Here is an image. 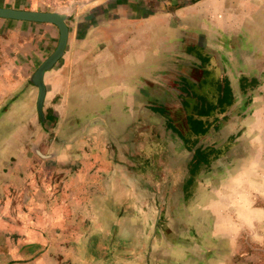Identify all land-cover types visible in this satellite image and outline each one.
Returning <instances> with one entry per match:
<instances>
[{
    "label": "rangeland",
    "instance_id": "obj_1",
    "mask_svg": "<svg viewBox=\"0 0 264 264\" xmlns=\"http://www.w3.org/2000/svg\"><path fill=\"white\" fill-rule=\"evenodd\" d=\"M46 1L51 6L75 4L80 13L92 11L91 22L103 18L119 27L127 16L138 20L146 42L155 51L160 46L161 79L170 78L166 87L176 92L158 98L145 90V108L151 111L145 124L132 129L130 113L128 136L122 138L126 142L110 147L116 173L123 174L130 189L123 206L108 215L90 209L95 212L91 222L86 223L89 213L82 209L76 223L49 225L50 232L59 227L69 235L91 227L99 235L96 241H75L74 251L67 247L71 240L49 237L33 243L16 239L15 230H0L8 237L0 238V247L21 246L31 252L35 245L55 249L57 243L67 244L65 254L53 256L58 264H264V35L257 32L264 30V0H199L173 12L168 9L186 0ZM26 3L0 0V5L15 8ZM113 28H108L111 35ZM136 29L130 27L129 37ZM202 29L219 34L223 46L216 51L233 77L234 93L226 77L212 69V56L199 48ZM183 45L196 59L188 69ZM239 75L256 78L257 86L247 95L236 88ZM249 83L242 80L239 86L248 89ZM233 104L239 116L232 112ZM5 131L0 128V136ZM255 136L259 142H250ZM171 175L180 181L177 192L168 190L174 185ZM39 256L21 252L10 263H31Z\"/></svg>",
    "mask_w": 264,
    "mask_h": 264
},
{
    "label": "crops",
    "instance_id": "obj_2",
    "mask_svg": "<svg viewBox=\"0 0 264 264\" xmlns=\"http://www.w3.org/2000/svg\"><path fill=\"white\" fill-rule=\"evenodd\" d=\"M18 7L69 11L71 17L67 21L68 39L64 53L44 73L43 119L37 112V87L30 82V76L54 50L58 29L51 23L0 18V128L6 130L0 136V230H15V237L20 241L40 243L51 237L72 243L71 246L57 243L55 249L46 244L40 248L35 245L31 252L21 246L0 247V264H13L10 262L21 252L41 257L23 264H40L42 260H45L44 264H58L53 256L65 254L66 245L76 251L75 241H96L99 235L91 227L73 235L59 227L50 232L49 225L76 223L82 209H86L85 214L89 213L86 223L91 222L95 212L91 213L90 209L100 208L108 215L112 208L123 206L130 189L125 178H121L123 174L116 173L110 147L115 145L116 149L117 145L126 142L123 136H128L130 113L133 114L132 129L145 124L146 115L151 113L145 108V90L149 88V94L158 98L160 94L164 97L171 93L175 95L176 90L166 87L171 83L170 78L161 79L160 46L155 51V46L146 42L145 30H140L144 25L138 20H129L127 16L123 19L124 25L119 27L104 23L103 18H99L102 22L98 18L91 22L92 11L80 13L75 4L51 6L46 0H28ZM111 26L114 27L112 35L108 30ZM134 26L137 34L129 37L130 27ZM214 32L202 29L200 42H196L204 53L212 56V69L226 77L234 93L233 77L216 51L223 45L218 43L219 34ZM257 32L264 35L262 29ZM257 32L254 35H258ZM228 33L227 38L232 34ZM185 45L181 51L186 56L185 67L188 69L190 62L196 64V59L183 51ZM248 79V89L239 86L240 81ZM255 80L253 75H239L238 92L249 94L257 86ZM234 104L232 112L239 116L240 110ZM226 113L229 115V110ZM153 117L161 122L158 115ZM115 128L119 129L116 134ZM257 132L255 129L254 134ZM213 133L212 130L209 135ZM256 137H250V142H259ZM219 141L221 139L214 144ZM169 142L172 147L173 141ZM204 142L200 143L203 145ZM241 142L239 140L237 144ZM169 180L174 185L168 190L179 186L180 181L173 176ZM1 235L4 236L1 239L8 238L0 232Z\"/></svg>",
    "mask_w": 264,
    "mask_h": 264
},
{
    "label": "water",
    "instance_id": "obj_3",
    "mask_svg": "<svg viewBox=\"0 0 264 264\" xmlns=\"http://www.w3.org/2000/svg\"><path fill=\"white\" fill-rule=\"evenodd\" d=\"M70 17L71 13L69 11L36 10L0 5V18L51 23L58 29V41L54 50L37 66L30 76V82L37 87L36 107L40 119H43L42 101L45 92L43 82L44 73L49 70L64 53L68 39L67 21Z\"/></svg>",
    "mask_w": 264,
    "mask_h": 264
},
{
    "label": "trees",
    "instance_id": "obj_4",
    "mask_svg": "<svg viewBox=\"0 0 264 264\" xmlns=\"http://www.w3.org/2000/svg\"><path fill=\"white\" fill-rule=\"evenodd\" d=\"M196 1H198V0H186V1H183L182 3L175 5L174 7L169 8L168 10L173 12V10L175 8H178V7L183 6V5L191 4V3L196 2Z\"/></svg>",
    "mask_w": 264,
    "mask_h": 264
},
{
    "label": "built area",
    "instance_id": "obj_5",
    "mask_svg": "<svg viewBox=\"0 0 264 264\" xmlns=\"http://www.w3.org/2000/svg\"><path fill=\"white\" fill-rule=\"evenodd\" d=\"M62 1H67V0H62ZM70 1V0H69Z\"/></svg>",
    "mask_w": 264,
    "mask_h": 264
}]
</instances>
